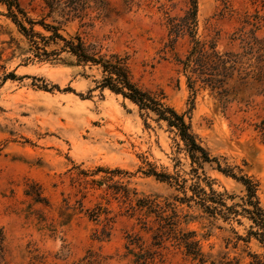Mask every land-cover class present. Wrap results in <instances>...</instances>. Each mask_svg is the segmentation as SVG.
<instances>
[{
  "label": "rangeland",
  "instance_id": "obj_1",
  "mask_svg": "<svg viewBox=\"0 0 264 264\" xmlns=\"http://www.w3.org/2000/svg\"><path fill=\"white\" fill-rule=\"evenodd\" d=\"M19 1L33 18L42 14L41 0ZM103 1L105 15L92 27L78 28L74 21L65 32L78 30L127 54L134 80L142 88L161 89L166 103L185 114L221 166L236 173L241 169L257 181L264 206V146L252 129L261 113L260 99L244 90L226 102L208 88H186L174 59L185 54L187 41L160 52L166 34L159 6L169 4L167 0ZM184 1L171 0L176 5L172 13L179 12ZM254 9L264 15V0H198L197 34H220L221 48L243 13ZM4 13L0 4V226L9 247L8 264H134L125 249L129 239L155 251L154 264H200L171 238L152 246L156 217L135 206L136 199L144 197L175 204L179 228L195 231L207 257L203 264L244 263L249 253H264L253 239L236 241L235 233L246 236L245 218L239 216L238 224L198 217L173 201V196H181L179 191L144 173L153 168L191 177L181 142L164 122L141 115L119 95L94 89L97 71L71 66L66 54L58 63L25 60L31 57L26 40ZM259 34H264V23ZM10 72L19 79L3 81ZM44 84L58 89L43 90ZM68 87L71 92L63 91ZM203 170L213 189L231 196L228 205L240 203L244 190L239 183L217 171L215 162ZM34 191L45 201L34 202L25 194ZM92 209L99 212L95 219L87 215Z\"/></svg>",
  "mask_w": 264,
  "mask_h": 264
},
{
  "label": "trees",
  "instance_id": "obj_2",
  "mask_svg": "<svg viewBox=\"0 0 264 264\" xmlns=\"http://www.w3.org/2000/svg\"><path fill=\"white\" fill-rule=\"evenodd\" d=\"M167 1L169 4L159 6L166 34V42L160 52L172 51L181 39L187 41L185 54L182 57L175 56L174 61L178 72L184 77L186 88L191 92L208 88L229 102V97L233 98L241 91H252L251 94L259 98L262 105L252 129L259 143L264 146V34H259L264 15L257 9L244 12L239 26L228 36V43L220 48V34H214L210 38H202L197 34L198 0H185L184 6L176 13H172L176 5L171 0ZM130 3L131 0H127V4ZM0 4L5 9V17L26 40L27 52L31 57L27 56L25 60L58 63L63 62L61 54H66L72 58L71 66L97 71L98 78L93 80L94 89L108 90L119 95L135 105L141 115L152 116L156 122L165 123L166 128L181 142V149L189 159L191 177L185 179L171 176L156 172L153 168L144 173L179 191L181 196H173V201L193 209L198 217L210 221L234 220L240 224L238 217L245 218L249 223L246 236L241 237L235 233L236 241L246 243L253 239L264 249V206L257 196L258 182L242 173L241 169L236 173L227 165L221 166L201 144L189 121L185 120V114L177 112L166 103L161 89L148 90L134 80L127 54L111 50L99 40H90L78 30L72 34L65 32L64 27L74 21L78 22V28L92 27L93 21L105 15L106 3L103 0H41L42 14L39 18H33L19 0H0ZM93 12L95 15L91 17L90 13ZM7 79L19 78L10 72L2 77L3 81ZM41 88L46 91L58 89L56 85L47 88L45 84ZM63 91L72 90L68 87ZM212 162L216 163L217 171L243 187L244 195L240 198V203L228 205L226 200L231 196L212 188V183L203 170L205 164ZM25 194L32 195L34 202L45 201L40 191ZM135 206L140 210L144 208L147 214H154L156 217L157 228L152 236V246L159 247L164 239L171 238L183 248L186 256L198 260L200 264L207 261L195 231L179 228L181 221L174 203H161L156 198L144 197L136 199ZM87 215L89 219H95L99 212L92 209ZM184 216L194 218L188 214ZM138 241L129 239L125 244L127 254L133 257L132 263L154 264L155 251L145 249ZM129 245H133L138 251L135 252ZM8 256L6 235L0 226V264H8ZM248 256L247 262L236 264H264V253H249Z\"/></svg>",
  "mask_w": 264,
  "mask_h": 264
}]
</instances>
